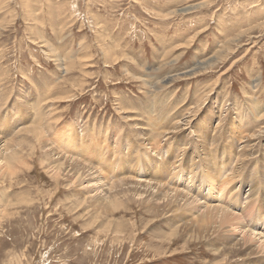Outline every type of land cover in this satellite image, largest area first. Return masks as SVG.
<instances>
[{
    "label": "rangeland",
    "instance_id": "1",
    "mask_svg": "<svg viewBox=\"0 0 264 264\" xmlns=\"http://www.w3.org/2000/svg\"><path fill=\"white\" fill-rule=\"evenodd\" d=\"M161 132L162 151L144 146ZM202 132H233L242 145L256 133L264 146V0H0V158L19 157L9 171L0 159V264H240L243 257L219 256L224 247L212 239L196 240L194 227L175 232L173 213L104 198L112 180L148 175L217 204L221 193L207 196V167L218 162L220 173L237 176L240 212L248 181L264 172L263 150L242 166L220 138L214 157L193 156L190 183ZM55 152L73 156L59 179ZM170 155L175 164H163ZM257 189L263 195L264 184Z\"/></svg>",
    "mask_w": 264,
    "mask_h": 264
},
{
    "label": "bare ground",
    "instance_id": "2",
    "mask_svg": "<svg viewBox=\"0 0 264 264\" xmlns=\"http://www.w3.org/2000/svg\"><path fill=\"white\" fill-rule=\"evenodd\" d=\"M190 8H186L184 10H187ZM249 30V29H248ZM222 51V50H221ZM202 63V62H201ZM205 63H207L205 61ZM179 74V73H178ZM172 75V74H171ZM177 76H171L169 77L170 80H168V82H171L172 80H175V78ZM180 77V76H179ZM160 84L157 83L156 86ZM258 86V85H257ZM213 88V87H212ZM52 99V98H51ZM201 103V102H200ZM54 104V102H53ZM52 104V106H53ZM29 107V106H28ZM51 108V107H50ZM238 110V109H237ZM50 111V110H49ZM52 112V111H51ZM228 112V111H227ZM53 113V112H52ZM220 117H219V122L218 124H216V126H211L210 128L213 129V131H218L220 125H222V120H223V110L221 109L220 112ZM53 115V114H52ZM51 115V116H52ZM195 115V114H194ZM245 120V119H244ZM51 121V119H50ZM249 121V120H248ZM53 122V121H52ZM157 122V121H156ZM179 122V121H178ZM71 123V122H70ZM73 123V122H72ZM49 124V123H48ZM50 124H52L50 122ZM179 123L176 122V125H172L171 124V128L173 129H177L179 128V126L177 125ZM210 124V122H209ZM212 124V123H211ZM242 124V123H241ZM85 125V124H84ZM235 125V124H234ZM47 126V125H46ZM49 127V125H48ZM52 127V126H51ZM72 127V126H69ZM74 127V125H73ZM83 127V126H82ZM142 127V126H141ZM39 128H43L42 126L39 125ZM67 128V127H66ZM110 128V127H109ZM224 127H222L223 129ZM32 129V128H31ZM26 129H22L20 132H24ZM33 130V129H32ZM36 130V129H35ZM46 130V128H45ZM108 130V129H107ZM245 130V129H244ZM143 131V130H142ZM19 132V133H20ZM65 132V131H64ZM107 132V131H106ZM135 132V131H133ZM199 132V131H198ZM31 133V132H28ZM56 133V132H55ZM87 133V132H86ZM108 133V132H107ZM139 133V132H138ZM149 133V132H148ZM147 133V134H148ZM245 133V132H244ZM260 133V132H259ZM26 134V133H25ZM47 134V133H46ZM45 134V135H46ZM49 134V132H48ZM80 134V133H79ZM90 134V133H89ZM106 134V133H105ZM118 134V133H117ZM122 134V133H121ZM136 134V133H135ZM166 132H161V134L156 135L154 134V136L156 135L157 139L154 138V136H149L146 138L142 139V143H144V146L150 148V150H158V151H162V146H161V141L163 140L162 138L166 139L168 138V136L165 135ZM169 134V132H167V135ZM199 134V133H198ZM34 135V134H33ZM116 135V134H115ZM139 135V134H138ZM225 135V136H224ZM233 132H229V133H220V132H202V134L198 135V139L200 140L201 145L199 146L198 150H196L194 155H191L193 162L190 164L191 166V170H190V183L194 180L195 178V171H197V168L194 165V160H196V158H193V156H196L198 154V156H200L201 159H203L204 161L207 160L208 158H212L214 157V154L217 152V147H218V142L221 141L220 138L223 139V137H227L228 140L232 142V146L234 148H236L237 152V158H239V162L242 163V166H245V164H247L250 160L253 159V157H255V149H257V155H259L258 153L260 152V149L263 150V157H264V146L262 145L263 143H261L262 141L260 140V138H257L256 133H252V134H248L245 135L244 138H247V142H245L246 144H238L235 141V137L233 136ZM256 135V136H255ZM43 136V135H42ZM48 136V135H47ZM60 136V135H59ZM98 136V135H97ZM104 136V135H103ZM107 136V135H106ZM254 136L257 139V142L254 139ZM88 137V135H87ZM108 137V136H107ZM138 137V136H137ZM143 137V135L141 136ZM233 137V138H232ZM253 137V138H252ZM49 138V137H48ZM51 138V137H50ZM122 138V137H121ZM120 138V139H121ZM251 138V139H250ZM28 140V138H26ZM37 139V137H36ZM47 139V138H46ZM64 139V138H63ZM106 139V138H105ZM118 139V137H117ZM138 139V138H137ZM162 139V140H161ZM165 139V140H166ZM219 139V141H218ZM11 140V139H10ZM9 140V141H10ZM45 140V139H44ZM43 140V141H44ZM69 140V137H68ZM67 140V141H68ZM108 140V139H106ZM116 140V137H115ZM139 140V139H138ZM168 140V139H167ZM188 140V139H187ZM196 140V139H195ZM6 141L8 142V140L6 139ZM48 141V140H47ZM54 141V140H52ZM73 140H71L72 142ZM77 141V140H76ZM97 141V140H95ZM103 141V140H102ZM191 141V140H190ZM218 141V142H217ZM10 141L8 143H4L6 146L3 147L5 150V153L7 152L6 150H10L12 147V144ZM45 142V141H44ZM196 142V141H195ZM11 145H10V144ZM19 143V142H18ZM49 143V142H48ZM75 143V141H74ZM118 141H116V145H117ZM189 141H186V144L188 146ZM197 143V142H196ZM209 143V144H208ZM227 143V142H226ZM24 144V143H23ZM30 144V143H29ZM45 144V143H44ZM57 144V143H56ZM89 144V142H88ZM100 144V143H97ZM164 144V143H163ZM162 144V145H163ZM216 144V145H215ZM20 145V143H19ZM59 145V144H57ZM86 145V144H84ZM92 145V144H91ZM94 145V144H93ZM104 145V144H103ZM199 145V144H198ZM237 145V147H236ZM15 146V145H14ZM17 146V145H16ZM22 146V145H21ZM43 146V145H42ZM47 146V145H46ZM61 146V145H60ZM89 146V145H88ZM96 146V144L94 145ZM102 146V145H101ZM109 146V145H108ZM107 148H110V146ZM123 146V145H122ZM172 146V145H171ZM53 147H55L53 145ZM57 147V146H56ZM59 147V146H58ZM106 147V146H105ZM169 147V146H168ZM18 148V147H17ZM20 148V147H19ZM48 148V147H47ZM63 148V147H61ZM59 148V149H61ZM85 148V147H84ZM118 148V146H117ZM120 148V147H119ZM134 145L130 144L128 146V149H133ZM183 148V150L188 149L186 146L180 147ZM234 148L232 150H234ZM57 149V148H56ZM74 149V148H73ZM72 149V150H73ZM90 149V148H88ZM144 149V148H143ZM179 149V148H178ZM251 149V151H250ZM1 150V149H0ZM63 150V149H62ZM103 150V149H102ZM110 150V149H109ZM117 150V149H116ZM166 150V149H165ZM170 150V149H169ZM180 150V149H179ZM12 151H15L12 149ZM10 151V152H12ZM85 151V150H84ZM113 151V150H112ZM111 151V152H112ZM157 151V152H158ZM235 151V150H234ZM3 152V150H2ZM50 152V151H49ZM78 152V151H77ZM91 152V151H90ZM114 152V151H113ZM145 152V151H144ZM247 152V153H246ZM4 153V152H3ZM16 153V152H15ZM60 153V152H59ZM59 153L55 152L54 155V162L51 163V168L53 170V175L56 179H59L60 177L63 176V173L66 172L67 168L70 167V158L72 157H66L63 159L62 156L59 155ZM69 152H67L68 155ZM86 153V152H85ZM119 153V152H118ZM117 153V154H118ZM130 153V152H129ZM146 153V152H145ZM148 153V152H147ZM161 153V152H159ZM168 153H173V151H168ZM7 154V153H6ZM18 154V153H17ZM20 154V153H19ZM65 154V153H64ZM72 154V153H71ZM70 154V156H71ZM88 154V153H87ZM108 154V153H107ZM115 154V153H114ZM135 154V153H134ZM155 154V153H154ZM162 154V153H161ZM180 154V153H179ZM178 154V155H179ZM226 154V152H225ZM1 155V153H0ZM52 157V154H50ZM66 155V154H65ZM79 155V154H78ZM90 155V154H89ZM232 155V154H231ZM2 156V155H1ZM0 156V157H1ZM10 156V155H9ZM87 156V155H86ZM123 156V155H122ZM134 156V155H133ZM172 156V155H170ZM168 158H163V164L165 165H169L170 163H172V165H174V156L173 159L171 157ZM4 157V156H3ZM2 157V158H3ZM76 157V156H75ZM82 157V156H81ZM79 156V158H81ZM90 157H92L90 155ZM101 157V156H100ZM178 156H176L177 158ZM16 156H13L12 158H10L8 160V158H6L7 160L3 161L1 158V160L3 161V163H5L4 166H2V169L5 167V169H7L8 171L11 170L12 168H14V164L16 166V161L19 157L16 158V160H12L15 159ZM84 158V157H83ZM89 158V157H88ZM102 158V157H101ZM134 158V157H133ZM75 159V158H74ZM82 159V158H81ZM87 159V158H86ZM96 159V157H95ZM106 159V158H105ZM135 159V158H134ZM257 159V157H256ZM21 160V159H20ZM73 160V159H72ZM93 160V159H92ZM1 161V162H2ZM19 161V160H18ZM17 161V162H18ZM74 161V160H73ZM85 161V160H84ZM115 161V160H114ZM172 161V162H171ZM253 161V160H252ZM79 162V161H78ZM91 162V161H90ZM19 163V162H18ZM49 163V162H48ZM80 163V162H79ZM110 163V161H109ZM218 162L213 163V165L208 166V170H209V175H207L208 177V197L210 198L211 193H214L215 190H217L219 193H221L220 198L221 201H219L217 204H212L209 203L208 201L200 203L199 201L196 202V200L189 199V193L191 192H184L181 191V189L177 186V181L174 180V182H172V185L174 186V188L169 187V185L166 183H163L164 180H159L158 183H152V180H147L148 175H146L144 181H133L131 180V176H129L130 178H127V174L125 179H115L112 180L113 181V185H110V192L109 194L107 193V191L104 192L105 196L104 198L110 203V205H115V208L119 207V205H123L124 201L128 200V199H138L139 201H144V203H147L148 207L151 209V211H153L155 214H160V211H165L167 213H163V214H168V213H173L169 218H168V222L170 224H172V226L176 227L175 232H178L179 229V233L183 232L185 234V232L187 231V226H191L194 227L196 232H197V239L196 240H203L205 237L212 239L217 245L223 246L224 248L219 249V256H224L227 255L229 257H243L244 261L239 262L240 264H248L247 261H251L254 260L255 258H257L259 260V262L261 264H264V192L263 195L261 193H258L256 195V193L258 192V186H262V184H264V172L262 173L261 176H259V178L257 179V183H256V179H254V177L252 179H250L248 181V185L250 186L249 188V196H248V201L245 204L244 208L240 211L237 212L236 210H234L235 208L233 207V203L236 201L235 200V191H234V187H232V183H234L236 180V177H233L232 175L228 174V173H220L219 172V168L216 166ZM251 163V161H250ZM84 164V163H83ZM89 164V163H87ZM93 164V163H92ZM105 164V163H104ZM103 164V165H104ZM117 164V163H116ZM131 164V163H130ZM162 164V165H163ZM258 164V163H257ZM144 165V164H143ZM90 166V165H89ZM95 166V165H94ZM189 166V167H190ZM240 166V165H239ZM248 166V165H247ZM246 166V167H247ZM105 167V166H104ZM237 167V166H236ZM264 167V166H263ZM16 168V167H15ZM49 168V165H48ZM50 168V169H51ZM79 168V167H78ZM93 168V167H92ZM97 168V167H96ZM102 168V167H101ZM131 168V167H130ZM154 168H156V166H151L148 167L147 165H145V170H148V172L151 173H157L156 170H154ZM181 168V167H180ZM187 170V164L184 165V167ZM242 169V167H240ZM98 169V168H97ZM239 169V168H238ZM84 170V169H83ZM91 170V169H90ZM96 171V169H94ZM184 169H180L179 170V174L176 175V178L181 182L184 179V172L186 171ZM234 170V169H233ZM1 171V170H0ZM101 171V170H100ZM98 171V172H100ZM105 171V170H104ZM107 171V170H106ZM131 171V170H130ZM173 171V170H172ZM243 171V170H242ZM16 172V171H15ZM113 172V171H112ZM111 172V173H112ZM160 172V171H159ZM215 172V173H214ZM233 172V171H232ZM240 172V171H239ZM93 172H91L90 174H92ZM104 173V172H103ZM82 174V173H81ZM89 174V175H90ZM100 174V173H98ZM102 174V173H101ZM194 174V175H193ZM78 175V174H76ZM112 175V174H111ZM130 175V174H129ZM82 176V175H81ZM96 176V175H95ZM104 176V175H103ZM256 176V175H255ZM85 177V174L83 176V178ZM94 178V175L92 176ZM134 177V176H133ZM132 177V178H133ZM150 177V176H149ZM157 177V175H156ZM155 177V178H156ZM258 177V175H257ZM80 178V177H79ZM136 178V177H135ZM87 179V177H86ZM92 179V178H91ZM154 179V178H153ZM157 179V178H156ZM155 179V181H157ZM175 179V178H174ZM85 180V179H84ZM97 180V179H96ZM108 180V178H107ZM119 180V181H116ZM172 180V179H171ZM111 181V180H110ZM116 181V182H114ZM162 181V182H161ZM72 182V181H70ZM93 182V181H92ZM98 182V181H97ZM146 182V183H145ZM73 183V182H72ZM99 183V182H98ZM91 184V182H90ZM176 184V185H175ZM215 184H218L215 186ZM234 185V184H233ZM168 186V187H167ZM88 187V186H87ZM185 187V186H184ZM92 188V187H91ZM119 188V189H118ZM180 189V190H179ZM187 190H190L189 188H186ZM213 189V190H212ZM238 189V188H237ZM172 190V191H170ZM236 190V189H235ZM216 194V193H215ZM217 195V194H216ZM88 196V195H87ZM145 196V197H144ZM236 196V195H235ZM247 197V196H246ZM7 198V196H6ZM83 198V197H82ZM214 198V197H212ZM110 199V200H109ZM215 199V198H214ZM104 200V199H103ZM11 202V201H10ZM140 203V202H139ZM143 203V202H142ZM186 204V210H188L190 216H194V219L192 221H187L185 220V215L182 213V211H184V205ZM117 205V206H116ZM180 211V213L178 214V212ZM186 213V212H184ZM154 214V215H155ZM166 220V219H165ZM179 227V228H178ZM120 230V228L118 229ZM182 235V234H181ZM194 235V234H193ZM262 262H261V261ZM249 264H253L249 263Z\"/></svg>",
    "mask_w": 264,
    "mask_h": 264
}]
</instances>
